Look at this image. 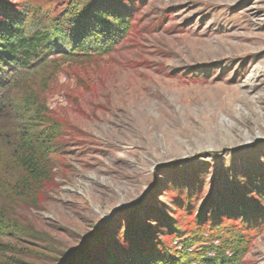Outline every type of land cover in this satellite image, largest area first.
<instances>
[{
	"label": "rangeland",
	"instance_id": "1",
	"mask_svg": "<svg viewBox=\"0 0 264 264\" xmlns=\"http://www.w3.org/2000/svg\"><path fill=\"white\" fill-rule=\"evenodd\" d=\"M69 1L0 0V23L48 27ZM77 1L128 29L70 60L59 34L46 61L0 76V264H65L85 243L72 264L184 241L196 260L234 234L240 264H264V0ZM31 91L58 128H32L52 178L28 194L12 148Z\"/></svg>",
	"mask_w": 264,
	"mask_h": 264
},
{
	"label": "trees",
	"instance_id": "2",
	"mask_svg": "<svg viewBox=\"0 0 264 264\" xmlns=\"http://www.w3.org/2000/svg\"><path fill=\"white\" fill-rule=\"evenodd\" d=\"M45 20L44 24H48V27L29 31L23 29L18 19H10L7 24L0 23V76L5 71L29 69L34 63L46 61L57 52L54 40L59 34L63 38L62 45L70 44L67 50H61L64 60L74 56L91 58L93 55L109 54L116 39L126 33L129 24L126 15L110 8L83 12L77 0L69 1L61 19ZM22 108L25 109L22 116L27 125L19 130L12 157L19 172L25 174V178L19 181L20 190L30 194L31 186L36 191L35 186L38 190L52 178L51 168L38 156L37 147L31 143V136L36 134L31 133L32 128L41 134L40 137L47 139L56 131L58 124L49 117L44 103L33 91L25 97ZM191 246L190 241H184L179 249L176 247L173 253L159 258L109 255L107 262L98 264H240L247 252V243L240 234L219 240L214 246H202L200 252L195 253L198 257L196 260L192 257ZM84 260L79 259L75 264H86Z\"/></svg>",
	"mask_w": 264,
	"mask_h": 264
},
{
	"label": "water",
	"instance_id": "3",
	"mask_svg": "<svg viewBox=\"0 0 264 264\" xmlns=\"http://www.w3.org/2000/svg\"><path fill=\"white\" fill-rule=\"evenodd\" d=\"M86 246H87V244L85 243L79 249L72 251V253L67 258V261H65V264H72L74 262L75 258L78 257L84 251Z\"/></svg>",
	"mask_w": 264,
	"mask_h": 264
}]
</instances>
